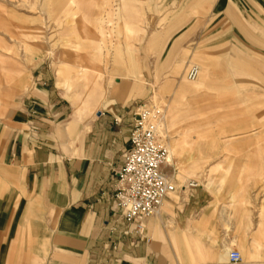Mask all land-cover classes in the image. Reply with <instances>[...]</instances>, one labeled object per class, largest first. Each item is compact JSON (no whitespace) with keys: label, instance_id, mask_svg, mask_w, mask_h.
<instances>
[{"label":"rangeland","instance_id":"obj_1","mask_svg":"<svg viewBox=\"0 0 264 264\" xmlns=\"http://www.w3.org/2000/svg\"><path fill=\"white\" fill-rule=\"evenodd\" d=\"M86 1L89 7L74 10L68 14V22L62 23L53 0H0V20L16 34L10 37L4 27L0 28V89L23 81V88L13 91V102L19 103L13 119L21 122L6 125L0 119V130L24 127L27 103L40 86L35 76L41 66L52 72L67 107L63 123L71 122L79 90L64 82L65 72L57 75L67 64L62 52L89 43L78 35L80 14L91 23L95 13L102 17L107 10L106 0ZM125 3H132L137 13L130 19L115 15L114 22L105 25V68L98 78L99 86L86 96L82 93L75 112L76 128L73 132L64 130L65 134L72 138L97 110L119 101L110 96V90L124 80L133 86L129 99L157 105L164 116L170 105L192 103L198 116L178 121L160 134L167 149L169 142L178 143L179 154L164 168L176 185L173 199L182 188L186 193L189 183L204 187L212 198L209 211L226 215L224 227L230 244L240 251L243 262H263L264 232L257 230V223L264 220V0L113 2L117 10ZM17 25L27 32V38L20 37ZM126 26L138 33L137 40L129 36ZM163 29L168 32L163 36L165 41L152 47L150 37ZM192 65L198 66L199 74L188 80L186 74ZM186 131L191 140L188 146L182 142ZM206 155L210 157L204 161ZM192 163L199 164L193 174L189 171ZM240 186L245 187L246 201L229 208L230 196ZM167 201L168 195L160 213L147 221L172 215ZM173 226L167 217V237L161 240L174 249L177 242L190 246V230L177 236Z\"/></svg>","mask_w":264,"mask_h":264},{"label":"crops","instance_id":"obj_2","mask_svg":"<svg viewBox=\"0 0 264 264\" xmlns=\"http://www.w3.org/2000/svg\"><path fill=\"white\" fill-rule=\"evenodd\" d=\"M53 2L62 23L68 22V14L74 10L89 7L86 0ZM113 2L106 0L104 16L95 13L91 23L85 14H80L78 35L89 43H79L62 52L67 64L57 70V75L65 72L64 82L79 90L73 100L75 111L70 115L71 122L63 123L67 107L56 89L52 72L41 66L35 76L40 86L27 103L24 127L0 130V264H264V261H228V252L238 249L230 244L224 227L227 217L209 211L212 198L199 185L189 187L186 193L182 188L178 198L173 199L175 185L166 204L172 215L146 220L141 234L121 216L114 201L115 174L122 163L139 105L136 99H129L133 96L129 81L118 82L110 90V96L122 102H112L97 110L94 118L72 138L65 134L64 130L73 132L76 128L75 112L82 93L86 96L99 86L98 78L105 68L102 62L106 47L103 37L108 33L105 25H111L115 15L130 19L137 13L132 3L117 10ZM2 23L0 20V28H5ZM17 27L20 37L27 38V32ZM126 28L129 36L137 40L138 33ZM6 32L10 37L16 35L8 29ZM167 35L166 29L156 31L150 37V45L164 42ZM1 49L0 45V57ZM21 88L23 81L19 79L7 89H0V119L6 125L21 122L13 119L15 106L19 105L13 102V91ZM196 116L192 103L184 107L170 105L161 134L176 122ZM182 142L191 145L187 131ZM168 146L170 164L179 149L177 142H169ZM203 148L200 145L204 154ZM209 157L206 155L204 161ZM198 168L199 164L192 163L189 171L193 174ZM209 179L211 182L212 176ZM244 193L245 187H238L227 206L241 205L246 201ZM167 217L177 236L180 231L190 230L187 234L190 246L177 242L174 249L161 240L167 237ZM257 230L264 232L263 219L258 221Z\"/></svg>","mask_w":264,"mask_h":264},{"label":"built area","instance_id":"obj_3","mask_svg":"<svg viewBox=\"0 0 264 264\" xmlns=\"http://www.w3.org/2000/svg\"><path fill=\"white\" fill-rule=\"evenodd\" d=\"M198 74V66L192 65L186 77L194 80ZM163 118V111L157 105L140 103L137 106L128 145L115 174L116 207L138 234L144 231L148 218L160 213L168 192L175 189L164 169L168 163V149L159 129ZM195 185L189 183V187ZM228 261L240 263L241 253L236 249L230 250Z\"/></svg>","mask_w":264,"mask_h":264},{"label":"bare ground","instance_id":"obj_4","mask_svg":"<svg viewBox=\"0 0 264 264\" xmlns=\"http://www.w3.org/2000/svg\"><path fill=\"white\" fill-rule=\"evenodd\" d=\"M163 123H164V121H162V122L159 124L160 133H162ZM168 156H169V152H168V155H167V161H169ZM172 191H174V190H172ZM172 191L168 192V194L171 193ZM168 194H167V195H168Z\"/></svg>","mask_w":264,"mask_h":264}]
</instances>
